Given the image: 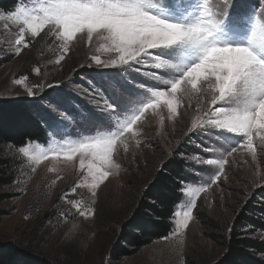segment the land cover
<instances>
[{
  "label": "snow or ice",
  "instance_id": "obj_1",
  "mask_svg": "<svg viewBox=\"0 0 264 264\" xmlns=\"http://www.w3.org/2000/svg\"><path fill=\"white\" fill-rule=\"evenodd\" d=\"M9 18L21 22L14 55L29 46L26 36L35 40L45 28L61 42L57 64L65 59L77 34L86 35L89 44L97 36L106 42L105 50L115 53L107 61L91 57L95 67L82 66L91 76L85 81L91 91L49 84L53 92L38 96L28 109L29 118L41 123L62 116L60 108L75 110L82 122L105 130L66 148L31 155L37 163L49 155H62L66 163L79 157L80 169L90 180L93 205L97 189L121 167L113 158L118 147L126 150L128 140L139 134L134 126L149 111L157 113L161 108L175 119L185 99H196L197 113L186 140L211 128L223 141L216 140L223 149L220 158L203 161L217 166L209 186L227 179L225 165L234 153L247 150L255 158L257 137L264 151V0L251 6L247 0H159V4L152 0H41L36 8L18 7ZM148 70L151 75L146 74ZM136 74L144 77L141 83L136 82ZM39 87L42 91L43 86ZM28 95L37 93L28 88ZM21 151L28 155L27 148ZM183 187L182 181L177 192ZM205 191L204 186L189 188L191 200L182 212L174 211V197L160 201L178 218L175 231L183 233L195 219L197 198ZM69 193L77 194V187L61 199L82 217H95L94 207L68 199Z\"/></svg>",
  "mask_w": 264,
  "mask_h": 264
},
{
  "label": "rangeland",
  "instance_id": "obj_2",
  "mask_svg": "<svg viewBox=\"0 0 264 264\" xmlns=\"http://www.w3.org/2000/svg\"><path fill=\"white\" fill-rule=\"evenodd\" d=\"M38 2L41 0H19L11 11L0 10V102L24 100L31 105L38 96L53 92L47 87L49 84H58L66 90L88 89L85 81L91 80V76H86L88 69L82 66L95 67L93 56L98 55L103 61L115 57V53L105 50L106 42L99 37L94 36L89 44L86 35L77 34L65 59L57 64L61 42L48 28L35 40L26 36L29 46L14 55V37L21 22L9 16L18 7L36 8ZM152 2L159 4V0ZM247 3L256 4L251 0ZM146 74L151 75V70ZM20 79L24 83H16ZM135 79L141 83L144 77L136 74ZM39 86H43L42 91ZM28 88L37 96H29ZM97 102L102 104L103 100ZM195 107V98L185 99L179 110L181 115L175 119L166 108L158 109V114L149 111L147 118L134 126L139 134L128 140L127 149L123 145L118 147L113 158L121 167L97 189L94 205L88 187L90 180L86 171L80 169L79 157L72 163H66L62 155L59 158L49 155L39 163L31 159V155L40 151L63 149L80 139L104 134V129L93 128L78 119L75 110L60 108L62 116L44 123L48 136L45 143L28 142L20 148L0 146V157L12 161L9 170L3 168L0 172V176H10L7 183L0 181V243H10L60 264H219L226 237L233 227L239 223L240 231L249 232L246 219L248 215L255 217L250 209L258 201L264 204V151L257 137L255 158L247 150L234 153L225 165L227 179L209 186L217 166L203 161L219 159L223 149L216 140L223 141L211 128L186 140L191 119L197 115ZM21 148H27L28 155ZM177 152L188 164V181L175 212L185 210L191 200L189 188H206L197 198L195 219L180 233L175 231L178 218L174 215L171 232L175 234L170 232L167 240L159 239L141 248L127 242L118 246L122 223L130 218L142 191L151 183L154 173ZM88 163L86 159V167ZM73 186L77 187V194L69 193L67 198L94 207L95 217H82L61 199ZM199 213L211 218L218 227L212 222L205 223ZM261 234L264 238V231ZM122 246L131 253L122 254L119 251Z\"/></svg>",
  "mask_w": 264,
  "mask_h": 264
},
{
  "label": "trees",
  "instance_id": "obj_3",
  "mask_svg": "<svg viewBox=\"0 0 264 264\" xmlns=\"http://www.w3.org/2000/svg\"><path fill=\"white\" fill-rule=\"evenodd\" d=\"M18 1L0 0V10L11 11ZM29 107L30 104L24 100L0 102V146L20 148L28 142H46L48 136L45 125L29 118ZM179 152L182 153V150ZM179 152L154 173L151 183L142 191L130 218L122 223L118 246L120 242H127L141 248L159 240L161 236H168L172 231L174 215L168 212L160 201L174 197L177 207L183 199V189L188 181V164L181 159ZM11 163L10 158L0 157V172L4 171L3 168L9 170ZM9 179L10 176H0L3 183H7ZM182 181L184 187L177 192V187ZM258 202L259 204L250 209L255 217L248 215L246 219L245 227L251 230L246 233L240 231L239 223L233 227L226 237L219 264H264V238L261 236L264 231V204ZM206 217L205 214L199 213V218L205 220V223L215 224L211 218ZM217 225L214 227H218ZM119 251L124 255L131 253L123 246ZM0 264L60 263L24 252L10 243H0Z\"/></svg>",
  "mask_w": 264,
  "mask_h": 264
}]
</instances>
